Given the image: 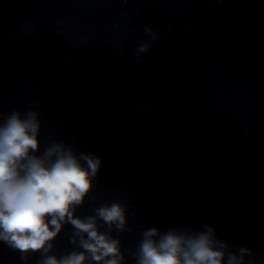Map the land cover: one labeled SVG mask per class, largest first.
<instances>
[{"label": "water", "instance_id": "1", "mask_svg": "<svg viewBox=\"0 0 264 264\" xmlns=\"http://www.w3.org/2000/svg\"><path fill=\"white\" fill-rule=\"evenodd\" d=\"M29 108L41 150L101 159L77 215L127 204L125 264L145 228L205 225L264 264V0H0V113Z\"/></svg>", "mask_w": 264, "mask_h": 264}, {"label": "clouds", "instance_id": "2", "mask_svg": "<svg viewBox=\"0 0 264 264\" xmlns=\"http://www.w3.org/2000/svg\"><path fill=\"white\" fill-rule=\"evenodd\" d=\"M145 33L155 42L157 34ZM143 43L137 54L147 53ZM40 114L29 108L0 113V242L20 253L24 264L39 254L37 264H125L121 240L128 231L127 204L119 198L77 215L92 193L102 161L77 154L63 141L41 150ZM70 225L74 250L54 254L55 240ZM132 257L135 264H256L250 248L231 250L211 225L195 231L176 227L142 230Z\"/></svg>", "mask_w": 264, "mask_h": 264}]
</instances>
